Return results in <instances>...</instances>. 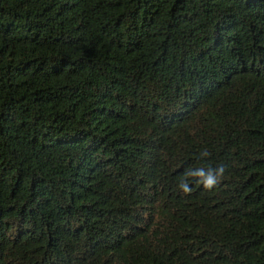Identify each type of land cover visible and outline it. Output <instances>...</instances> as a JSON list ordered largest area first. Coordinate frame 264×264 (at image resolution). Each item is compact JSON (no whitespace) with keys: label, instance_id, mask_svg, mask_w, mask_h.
Returning a JSON list of instances; mask_svg holds the SVG:
<instances>
[{"label":"trees","instance_id":"obj_1","mask_svg":"<svg viewBox=\"0 0 264 264\" xmlns=\"http://www.w3.org/2000/svg\"><path fill=\"white\" fill-rule=\"evenodd\" d=\"M0 264H264V0H0Z\"/></svg>","mask_w":264,"mask_h":264},{"label":"clouds","instance_id":"obj_2","mask_svg":"<svg viewBox=\"0 0 264 264\" xmlns=\"http://www.w3.org/2000/svg\"><path fill=\"white\" fill-rule=\"evenodd\" d=\"M208 153H204V155H207ZM224 172V167L220 166L218 169L213 170L209 169L207 172H205L203 169H199L196 172L193 173V175L199 176L203 178V183L205 187L211 188L216 182L219 176H221ZM180 187L182 190L186 193L190 192L191 189L188 187L187 183L182 182Z\"/></svg>","mask_w":264,"mask_h":264}]
</instances>
